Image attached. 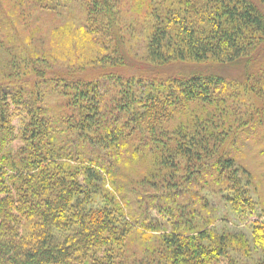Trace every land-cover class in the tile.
<instances>
[{
	"label": "trees",
	"instance_id": "1",
	"mask_svg": "<svg viewBox=\"0 0 264 264\" xmlns=\"http://www.w3.org/2000/svg\"><path fill=\"white\" fill-rule=\"evenodd\" d=\"M35 1L40 8H51L74 0ZM78 1L86 12L82 36L104 37L108 43L101 44L112 52L110 62L126 66L118 31L119 0ZM176 1V11L156 15L149 61L159 65L241 64L246 71L241 87L260 103L245 124L254 119L260 122L264 119V69H255L258 56L264 54V0ZM105 58L109 60L105 56L100 61ZM9 67L21 65L14 57ZM34 72L39 78L46 75L37 68ZM220 74L196 72L164 84L142 79L136 83L111 75L105 78L107 84L117 89L121 98L107 109L104 101L112 88L52 73L56 86L65 91L78 112L73 127L77 139L107 153V161L112 158V162L82 158L75 169L66 167L74 159L57 145V133L38 105V96L26 97L21 91L0 86V264H134L126 259L125 250L137 227L124 219L119 203L110 200L102 186L114 181L115 164L135 131L150 134L160 152V165L174 164L168 154L194 167L203 166L206 159L214 162L219 179L223 177L221 182L227 185V203L243 222L252 224L253 243L261 251L260 264H264V225L258 221L256 205L249 196L250 176L236 167L227 152V141L237 131L228 127L226 120L217 126L191 122L170 134L162 129L173 111L191 103L217 108L225 95L238 97V91L226 94L232 83ZM134 88H139V98L133 94ZM17 140L21 145L15 150L12 145ZM83 153L81 148L76 154ZM97 198L103 200L102 206ZM181 216L184 222H177L172 211H160L158 219L167 223V228L165 224L164 228L145 226L157 233L156 244L148 252L154 255L149 264H235L229 249L250 253L243 237L209 235L189 217ZM24 222L32 223L27 234L21 230Z\"/></svg>",
	"mask_w": 264,
	"mask_h": 264
},
{
	"label": "rangeland",
	"instance_id": "2",
	"mask_svg": "<svg viewBox=\"0 0 264 264\" xmlns=\"http://www.w3.org/2000/svg\"><path fill=\"white\" fill-rule=\"evenodd\" d=\"M119 2L118 31L127 56L126 66L110 62L112 52L105 51L101 44L108 43L104 37L82 36L86 12L80 1L40 8L35 0H0V86L21 91L26 97L36 99L38 96V105L43 108L46 120L52 123L57 133V145L66 148L69 153H64L74 159L66 167L75 169L82 158L96 160L99 157L105 162H112V158L107 157V161V153L102 154L98 147L83 144L77 139L73 127L79 120L78 112L70 105L65 91L56 86L52 73L58 72L67 80L98 82L112 88L104 101L107 109H112L115 100L121 98L119 91L107 84L105 78L111 75L136 83L142 79L164 84L176 76L196 72L199 75L221 73L232 83V88H228L230 91L226 94L238 91V97L225 95L224 103L217 108L199 102L191 103L183 110L173 111L171 117L163 122L162 129L170 134L175 132L176 127L191 122H207L217 126L226 120L230 124L228 127L237 131L235 136H228L227 145L230 146L227 152L235 160L236 167L249 174V196L256 205L258 221L264 225V119L260 122L254 119L245 124L260 103L256 96L241 87L245 81L244 66L192 62L159 65L150 62L148 47L154 33L156 15L163 16L170 9L176 11L177 1ZM105 56L109 60L105 58L101 62ZM14 57L21 67L11 70L9 63ZM36 68L45 72L44 78L37 77L34 72ZM261 69H264V54L258 56L255 70ZM138 90L134 88L133 93L137 94V98L141 93ZM129 140L115 164L117 175L114 181L102 186L109 199L119 203L124 219L137 227L127 240L125 253L128 261L134 264H149L152 261L154 255L148 252L156 244L154 237L157 233H151L145 226L167 228V223H162L158 218L160 211L168 210L175 214L177 222H184L181 215H185L209 235L218 238L243 237L249 244L250 253L229 249V256L235 260V264H260L262 255L253 243L252 224L243 222L227 203V185L221 182L223 177L219 179L214 162L206 159L201 164L203 166L194 167L168 154L169 161L174 164L167 167L160 165L159 149L152 144L149 133L135 131ZM20 145V140H17L12 146L17 150ZM81 148H84L83 155L76 154ZM242 179L246 181L243 174ZM97 199L98 203L103 202L101 198ZM143 223L144 227H140ZM31 228L32 223L21 224L25 234ZM149 236H152L150 241Z\"/></svg>",
	"mask_w": 264,
	"mask_h": 264
}]
</instances>
